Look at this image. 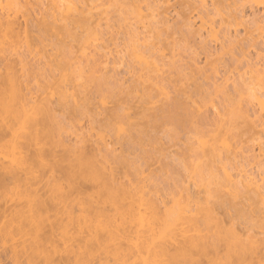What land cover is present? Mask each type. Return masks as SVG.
<instances>
[{
    "label": "rangeland",
    "instance_id": "obj_1",
    "mask_svg": "<svg viewBox=\"0 0 264 264\" xmlns=\"http://www.w3.org/2000/svg\"><path fill=\"white\" fill-rule=\"evenodd\" d=\"M57 1L21 0L26 6H18V16L21 18L24 14L25 18L30 19L29 35L32 31V35H37L38 27L35 24L42 14L45 17L58 13ZM113 1L94 0L90 3L87 0L85 4L89 7H86L84 14L87 16L89 14L91 21L94 20L101 25L97 26L99 31L97 36L102 38L97 42V47L91 46L87 49L88 57L81 53L82 49L75 43L74 49L77 50H74L72 56L84 57L82 64L84 72L79 74L78 67L68 68L65 72L71 74L64 85L68 91L78 92L85 84L87 90L94 94L92 103L80 102L77 105L71 98L63 101L58 99L63 86L59 84L58 76L55 77L44 63L48 61L49 56L53 57L56 47L60 49V45H56L55 37L46 33L43 34L45 40L42 38L44 41L37 44L39 45L36 47L38 63L35 62V70L30 72L26 83H29L32 92L38 94L44 92L36 102H45L52 98L50 106L57 116L52 134L42 141L45 149L48 151L52 141H56L59 135L66 144H74L76 139L74 132H83L89 147L90 134L93 133L94 138H97L98 130L105 134L106 131L114 133L117 128L113 122H110L111 124L98 122L103 118L102 115L97 116V121L91 122V117L95 116V113L104 112L102 99L108 108L124 102L125 107H130L133 112L134 121H142L143 119L140 118L144 115L143 107L149 100L148 94H152L154 101L159 100L157 105L160 107V111L158 110L160 114L158 113L159 116L153 121L154 123L152 122V127H148V132L141 133L144 136L139 134L146 144L142 140L138 141L139 137L132 138L131 144L129 143L131 147L129 146L128 152L124 153L128 157L123 158V161L126 170L129 169L128 174L130 171V177L124 181L130 179L139 187H144L146 192L144 202H157L161 206V211L167 209L171 221L176 217L180 206L188 202L194 208L205 205L208 194H212L211 203L217 200L223 202L225 208L230 207L232 211H236L239 208L238 204L234 206L236 199H233L231 194H226L224 190L231 189L232 184L242 187L245 183L241 182H246L244 180L249 175L250 178L254 177L260 182L261 178L264 179V112H261L248 89L250 83L254 82L259 83L257 88L264 91V0H121L124 3L118 1V6H116L117 2ZM91 4L95 8L89 12ZM78 5L82 6L81 2H78ZM140 9L142 15L138 14ZM93 13L96 16L94 18L91 17ZM201 17L208 22L205 28ZM141 18L146 26L151 23L149 29L143 28ZM22 19L23 17L20 20ZM92 23L91 27L97 24ZM130 23L133 26H130ZM210 24L214 26L216 36L208 32L211 28ZM146 35L150 37L147 41L144 38ZM138 38L140 40L136 42ZM134 44H142V50L149 56V69L138 64L132 55ZM67 50L69 51L68 48ZM27 57V60L33 63L32 56L27 54ZM154 64L161 68L162 73L159 72L158 76L150 70ZM36 66H40V69ZM140 75L157 76L154 80L159 81L158 84L164 87L168 98L158 95L160 86L152 92L147 90L146 95L142 96L143 86L138 84L141 80L137 81ZM149 84L150 82L145 85L149 86ZM48 85H50L49 90L46 89ZM113 101L117 103L114 104ZM237 103L245 112H236ZM14 104L6 103L5 110L7 105L11 109ZM185 107L192 111L201 108L204 116H201L197 126L196 123L192 128L190 124H186V127L170 122L171 110L174 113L175 111L185 113ZM243 113L248 116H244ZM1 115L3 119L5 117L6 124L14 126L21 136L17 137L11 131H7V135L0 139V168L2 164L11 167V160L16 159L19 163L25 157L26 161L29 158L39 170L37 161L30 158L32 150L23 148V127H18L19 124L13 121L11 111L9 113L1 111ZM217 124L223 126L217 129ZM120 126L125 128L127 125ZM225 127L231 132V135L228 134V145L224 147L218 142L222 159L211 162L210 157L204 155L198 139L202 137L210 139V135L213 134L227 137L222 130ZM123 131L121 130L120 133ZM122 140L126 142L125 139ZM125 145L128 147L127 143ZM65 149L66 147L63 146L57 148V155L64 153ZM211 157L214 159L213 156ZM49 159L52 161L51 157ZM128 159L131 162H128ZM227 174H230V177ZM25 190L21 182H16L8 184L0 191L2 264H14L8 255L12 246L18 250L19 264H139L137 258L131 254L124 257V263L122 259L117 261L112 258L107 259L108 256L99 246L86 245L89 238L88 231L81 233L72 225L66 227L68 213L62 208L44 209L39 207L38 203L40 200L66 198L76 219L81 213L80 206L88 205L91 201L96 204L105 198L104 194H26ZM216 194L221 196L217 198ZM134 199L133 204L142 201L137 195ZM195 201L198 204H194ZM260 206L264 207L262 200ZM217 210L221 212L220 217H224L225 210ZM109 213L114 214V211ZM31 215L35 219L48 220L49 224L52 222L53 233L49 231L48 226L39 231L33 225L26 224V220L31 218ZM118 215L117 213L110 217L119 219ZM126 217L128 224L124 228L125 237L121 242L119 240L117 242L126 252L129 249L133 252L136 248L131 243L144 240L141 237L144 231L135 219L128 218V214ZM225 224L229 227L228 222ZM247 225L249 226L250 223ZM183 227V233H195L190 222L186 221ZM254 236V239H264V235L260 233ZM178 238L181 240L182 236L179 235ZM128 239H131L130 242ZM113 248L114 245L108 247L109 250ZM170 248L172 251L175 250L173 245ZM81 253L84 257H79ZM82 259L87 262H80ZM173 264L182 263L177 258Z\"/></svg>",
    "mask_w": 264,
    "mask_h": 264
},
{
    "label": "bare ground",
    "instance_id": "obj_2",
    "mask_svg": "<svg viewBox=\"0 0 264 264\" xmlns=\"http://www.w3.org/2000/svg\"><path fill=\"white\" fill-rule=\"evenodd\" d=\"M77 1L58 0L56 2L59 8L58 13L55 12V14L46 15L45 17L42 14L40 20L38 19L35 24L38 27L36 29L38 31V33L36 32L37 35H32L33 31L29 35L30 28L28 23L30 19L25 18L23 14L21 15L23 17L21 21L20 19L22 17L19 18L18 16V6L25 7L26 5L22 4L21 0H0V139H3L7 135V131H11L17 137L21 136L20 132L15 130L14 126L6 124L5 117L3 119L1 115V111L8 113L11 111L13 121L19 124L18 127H23L24 129L23 148L32 150L30 158L37 161L40 167L39 171L34 163L29 158L26 161L25 157L19 163L16 159L11 160V167L2 164L0 168V191L10 183L21 182L26 189V194H104L105 198L102 201H98L96 204L91 201L88 205L84 204L80 206L79 210L81 213L77 215L76 219L73 214L74 211L72 209L70 210V203L66 198L59 197L58 200H40L38 203L39 207L44 209L62 208L65 213H68L66 227L68 228L72 225L81 233L88 231L89 238L86 245L99 246L108 256L107 259L112 258L116 261L122 259L124 263V257L131 254L137 258L139 264H173V261L177 258H179V262L182 264H264V239H254L256 233L264 235V207L260 206L261 200L264 204L263 178H261L262 181L260 182L254 177L250 178V175H245L246 178L244 181L246 182H241L245 183L242 187H239L238 184H232L231 189L224 190L226 194H231L233 199H236L234 206L236 204L239 206L236 211H232L230 207L225 208L223 202L217 200L211 203L212 194H208V200L205 201V205H199V207L194 208L188 202L180 206L176 217L172 221L169 218L167 209L161 211V206L157 202H144V194L146 193L144 187H139L130 179L129 181H124L130 177V171L128 174L129 169L126 170V165H124L123 161V158L127 159L128 157L124 153L126 151L128 152L131 147L129 143L132 142V138L134 137H139L138 141L142 140L143 137L141 138L139 134L147 133L148 127L157 119L159 116L158 113L160 114L158 112L160 107L157 105L159 100L154 101L155 99H153L152 94H148L149 100L146 106H142V112L144 113L140 118V120L143 119L142 121H134L133 112H131L130 107H125L124 102L116 104L117 102L114 103L113 101L117 107L115 105L114 107L108 108L103 103L104 99H102L101 102L104 112L95 113V116L91 117V122L97 121V116L102 115L103 118L98 120V122L103 121V123L101 122L102 124H111L110 122H113L117 128H113L114 130L116 129L115 132L113 131L114 133L109 130L110 132L106 131L105 134L98 130L96 133L97 138H94L93 133L90 134L89 147H87V141L85 140L83 132H74L76 138L74 144H66L63 138H61V135H59L56 141H52L49 150L47 151L45 149V144L42 141L52 134V127L57 118L55 111L50 106L52 98H49L45 102H36L44 92H40L39 94L32 92L29 83H26L30 72L35 70V62L38 63L36 59L38 49L36 47H39L37 44L40 43L38 42L45 40L43 34L45 35L46 33L50 34L51 37H55L57 40L56 45H60V49L56 47L53 57L50 58L49 56L48 61L44 63L55 77L58 76L57 80L63 86L58 99L63 101L71 98V100L79 105L80 102L83 104L92 103L91 100L94 97L92 96L94 94L87 90L85 84L82 85V88L78 92H69L68 88L64 86L71 75L70 73H65L68 68L73 69L78 67L79 74L84 72V68L82 67L84 57L75 56L73 58L72 56L75 52L74 50H77L74 49L76 48V44L82 49V51L80 50L81 53L85 54V57H88V54H86L87 49L91 46L97 47V42L102 38L97 36V32H99L97 26L101 25L92 20L94 23H97L92 28L91 18L88 17L89 14L88 16L84 14L86 13L87 0L78 1L81 2L82 6L78 5ZM88 1L93 3L94 0ZM118 1L121 2V0H115L117 2L116 6H118ZM93 8H95L94 5L88 11L91 12ZM105 12H108L107 9ZM93 14H91V17L94 18L95 14ZM138 14L142 15L141 9ZM150 15L148 14V16ZM148 16L146 15L145 17L147 18ZM142 18L141 25H143L144 29H149L151 23L149 22V26H146ZM201 19L204 27L208 22L202 17ZM107 20L109 21V17ZM129 25L133 26L132 23ZM258 25L260 27V24ZM78 29L81 31H78ZM208 32L215 35L216 31L214 26H211ZM144 38L147 41L150 37L146 35ZM139 40L138 38L136 42ZM141 46L142 44H134L132 55H134L138 64L149 69V56L145 54ZM27 54L32 56L31 62L33 63L27 60ZM16 56L19 58L17 59ZM18 66L19 68H17ZM31 67L32 69H30ZM39 67L36 66V68ZM150 70L158 76L161 68L154 64V67ZM157 76H138L137 81L141 80L138 84L143 86L144 94L142 92V96L146 95L145 92L147 90L152 92L158 89L157 87L160 86L158 84L159 81L154 80ZM149 82V86H147L148 84L145 85ZM259 85V83H250L248 89L252 98L256 100L261 112H264V91L257 88ZM161 87L158 89V95H164L168 98V93L163 89L164 87ZM46 89L49 90L50 85ZM138 91L140 92V90ZM136 94L138 93L136 92ZM124 98L126 99L125 96ZM8 102L15 103L14 107L9 109L10 106L7 105V109L5 110V104ZM238 103L241 104L239 101ZM238 103L236 106L239 105ZM184 110L185 113H179L177 111L174 113L171 110L170 122L173 121L174 124L179 126L190 124L193 128L195 126L193 124L196 123L197 126L199 119L204 116H202L200 107L195 110L193 109V111L185 107ZM246 110L248 111V109ZM239 111L240 113L244 111H242L241 105L236 109V112ZM145 112L148 114H145ZM243 115L248 116L245 113ZM119 125H127L126 127L130 130L126 127L123 128V126L119 127ZM222 126L223 124H217V129H220ZM121 130L124 131L120 133ZM222 130L227 137L213 134L210 135V139L205 137L198 139V144L203 149L204 155L206 157L209 156L211 162L221 161L222 159L218 142H221V146L224 147L228 145V134L231 132H229L230 130L227 127ZM144 134L141 135L144 136ZM122 139H125L126 142ZM144 141L142 140V142ZM126 143L128 147L125 145ZM62 146L66 147L65 152L58 156L56 149ZM49 157L52 158V161ZM57 157L58 159H56ZM128 162L131 161L128 159ZM227 175L230 177V174ZM135 195L142 201L133 204ZM220 196L221 194L215 195L217 198ZM258 198L261 200L258 201ZM127 199L129 201H126ZM162 203L164 204L165 202ZM194 204H198V202L195 201ZM217 209L225 210L224 217H220L221 212ZM109 211H114V214H110ZM117 213L119 214V219L110 217ZM127 214L128 218L135 219L139 223L141 230L144 231L141 234L144 240L139 243H131L136 248L133 252L130 249L126 252L117 242L118 240L121 242L122 238L125 237L124 228L128 224ZM255 216H257L256 219L253 218ZM186 221L187 223L190 222V226L195 233L185 234L182 232L184 230L183 224ZM226 222H228L229 227H226ZM25 223L33 225L39 231L47 226L51 233L54 230V224L52 222L49 224L48 220L35 219L33 215ZM248 223H250L249 226L247 225ZM179 235L182 236L181 240L178 238ZM110 245H114L113 250L108 249ZM171 245L175 247L174 251L170 248ZM8 255L14 264H19L18 250L14 246L11 247ZM79 257H84V255L81 253ZM80 262L86 263L87 260L82 259ZM0 264H2L1 260Z\"/></svg>",
    "mask_w": 264,
    "mask_h": 264
}]
</instances>
